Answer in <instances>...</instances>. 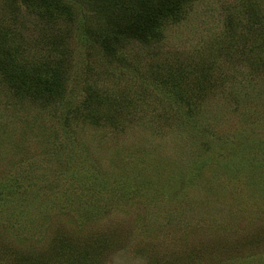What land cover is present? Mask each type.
<instances>
[{"label":"rangeland","instance_id":"1","mask_svg":"<svg viewBox=\"0 0 264 264\" xmlns=\"http://www.w3.org/2000/svg\"><path fill=\"white\" fill-rule=\"evenodd\" d=\"M67 1L0 0L23 58L70 59L51 101L0 76V264H264V0H187L111 55L100 1Z\"/></svg>","mask_w":264,"mask_h":264},{"label":"trees","instance_id":"2","mask_svg":"<svg viewBox=\"0 0 264 264\" xmlns=\"http://www.w3.org/2000/svg\"><path fill=\"white\" fill-rule=\"evenodd\" d=\"M92 1L98 5L97 0ZM99 1L103 9V22H105L104 28H100V30L104 29V34L108 35V39L101 40L105 42L102 50L111 55L115 53L114 47L118 37L121 36L138 40L140 44L159 42L161 39L158 36V31L162 28V24L168 16L181 15L182 6L187 0H134L137 1V6L129 4L128 7H123L125 0H105V4L114 6L111 7L113 9H107L102 0ZM33 2L36 6H40L44 0H33ZM69 6L71 4L67 0H45L44 13L41 17L46 21L57 18L66 20L65 16L69 18ZM88 27L91 28L90 25ZM93 30L97 29L93 28ZM64 34H67L66 30ZM8 37V29L0 24V76L3 81L12 86L19 94L31 93L36 97L43 96L45 101H51L49 97L54 91L56 93L66 91V75L69 70L67 62L70 60L68 56L65 59L57 58L54 61L46 59L44 64H35L36 62L23 58L19 51V43H13ZM59 38L63 39L64 36L61 35ZM134 68L136 70L135 66ZM162 69L168 75V79L163 80V83L166 85L165 88L170 91L181 92L189 83L187 80L194 74L192 68L193 71L190 68H184L183 64L179 67L177 62L172 65L163 64ZM198 79L196 74V81ZM197 84H202V81L200 80ZM91 89L90 86L86 88V102L87 99L90 101L93 96L90 92ZM87 109L85 113H78L86 118L98 120L99 116L93 115ZM70 111L64 115L65 123L71 119ZM21 257L23 259L25 256Z\"/></svg>","mask_w":264,"mask_h":264}]
</instances>
